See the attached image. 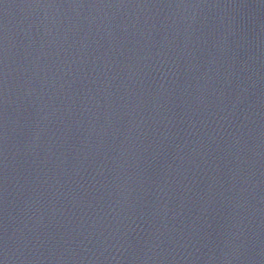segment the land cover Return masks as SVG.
Wrapping results in <instances>:
<instances>
[{"label": "water", "instance_id": "obj_1", "mask_svg": "<svg viewBox=\"0 0 264 264\" xmlns=\"http://www.w3.org/2000/svg\"><path fill=\"white\" fill-rule=\"evenodd\" d=\"M0 264H264V0H0Z\"/></svg>", "mask_w": 264, "mask_h": 264}]
</instances>
